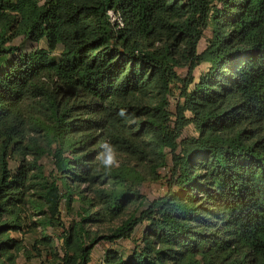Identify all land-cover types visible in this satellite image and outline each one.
Wrapping results in <instances>:
<instances>
[{"label":"trees","instance_id":"16d2710c","mask_svg":"<svg viewBox=\"0 0 264 264\" xmlns=\"http://www.w3.org/2000/svg\"><path fill=\"white\" fill-rule=\"evenodd\" d=\"M141 226L104 264H264V0H0V264H90Z\"/></svg>","mask_w":264,"mask_h":264},{"label":"rangeland","instance_id":"374dc122","mask_svg":"<svg viewBox=\"0 0 264 264\" xmlns=\"http://www.w3.org/2000/svg\"><path fill=\"white\" fill-rule=\"evenodd\" d=\"M210 38H211V31L207 30L205 32L204 38L199 43V52H202L206 48L207 43H208ZM12 45L19 46L21 51H23V52H30V51L36 49L37 47H39V45L43 46L42 43H40L38 45V44H35L32 42H24V40L22 38L15 40L12 43ZM207 68H208V64H202L195 70L194 74H195L196 80H198L199 77L207 71ZM187 72H188L187 68H183V69L178 70V73L181 77H186ZM179 95H180V91H179L178 87H175L173 90V95L170 98V111L173 113L175 112L176 102H177V98L179 97ZM197 135H198V133H197V131L193 125L189 126L184 131V136H197ZM41 161L44 164L47 172H50L52 170V159L50 157L46 156ZM12 167H15V166L12 165ZM167 177H168V170L166 169V170L162 171V179L160 181H158V182H146L143 184V186L141 188V192L144 195L147 202L152 201L156 198H159V197L165 195V193L167 192V184H166L167 183ZM80 205L81 204L79 201L74 203V206L76 209H79ZM142 230H143V226L138 228V230L135 232L133 238H131L129 240L120 241L118 244H111L108 242H102V243L98 244L95 247V249L93 250L90 264H104L105 253L110 248H118V249L121 248L122 250L128 251V253H130L136 246L139 245V240H140ZM37 237H38V233H33V234L27 235L25 237L26 245L30 246L32 244V242L34 241V239H36ZM33 263L38 264L37 261H33ZM18 264H29L26 260V256L22 255L19 259Z\"/></svg>","mask_w":264,"mask_h":264},{"label":"clouds","instance_id":"9594fccd","mask_svg":"<svg viewBox=\"0 0 264 264\" xmlns=\"http://www.w3.org/2000/svg\"><path fill=\"white\" fill-rule=\"evenodd\" d=\"M101 151L96 156V161L99 162V168L110 172L113 167L118 166L117 149L110 141H103L100 144Z\"/></svg>","mask_w":264,"mask_h":264},{"label":"built area","instance_id":"2783aa9c","mask_svg":"<svg viewBox=\"0 0 264 264\" xmlns=\"http://www.w3.org/2000/svg\"><path fill=\"white\" fill-rule=\"evenodd\" d=\"M112 15V13H110Z\"/></svg>","mask_w":264,"mask_h":264}]
</instances>
